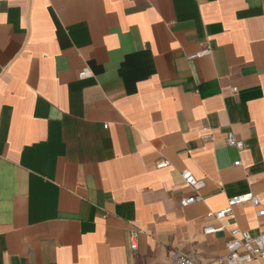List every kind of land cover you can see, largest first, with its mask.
I'll list each match as a JSON object with an SVG mask.
<instances>
[{
  "label": "crops",
  "instance_id": "0c3cea01",
  "mask_svg": "<svg viewBox=\"0 0 264 264\" xmlns=\"http://www.w3.org/2000/svg\"><path fill=\"white\" fill-rule=\"evenodd\" d=\"M258 210L264 0H0V264H216Z\"/></svg>",
  "mask_w": 264,
  "mask_h": 264
},
{
  "label": "built area",
  "instance_id": "2783aa9c",
  "mask_svg": "<svg viewBox=\"0 0 264 264\" xmlns=\"http://www.w3.org/2000/svg\"><path fill=\"white\" fill-rule=\"evenodd\" d=\"M90 76L88 70H83L79 77L81 79L88 78ZM236 92V89H234ZM226 142L229 146L237 148L238 150H243L245 148V143L243 140L239 139L233 132H229ZM235 166H241L242 162L237 161ZM169 166V162L166 160L160 161L157 164L158 168H166ZM183 179L185 183L190 186L193 190L199 191L205 186L203 181L197 180L190 171H185L183 173ZM202 198L199 195H194L182 202L183 206H188L190 204L200 201ZM245 203H251L255 208L260 206V200L253 193H249L245 196H235L228 200V207L220 212L214 213L210 212L209 217H214L218 220L225 218L228 215L233 214V208L238 205H243ZM258 217H264V210L257 211ZM224 227L214 228L212 226L204 227V233L210 234L217 231L223 230ZM231 238L227 242V252L226 254L220 256L215 261L216 264H250L252 262H259L264 264V231H259L253 234L250 231H243L239 228L231 230ZM140 232L133 231L131 234V248L136 250L138 248V238ZM174 264H197L190 258L182 255H176L173 257Z\"/></svg>",
  "mask_w": 264,
  "mask_h": 264
}]
</instances>
